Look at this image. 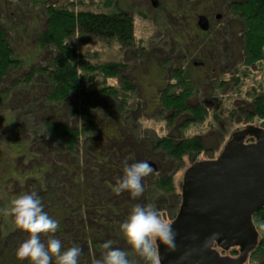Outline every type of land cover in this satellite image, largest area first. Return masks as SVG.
I'll list each match as a JSON object with an SVG mask.
<instances>
[{
	"label": "trees",
	"instance_id": "16d2710c",
	"mask_svg": "<svg viewBox=\"0 0 264 264\" xmlns=\"http://www.w3.org/2000/svg\"><path fill=\"white\" fill-rule=\"evenodd\" d=\"M186 2H177L185 12L190 10ZM201 2L228 4L229 11L240 17L242 66L264 60V0ZM188 21L187 31L175 35L167 28L161 31L172 45L166 53L179 51L182 64L173 67L164 59L151 76L138 80L135 72L136 78L127 80L120 76L125 64L100 63L70 41L73 36L112 40L130 51L135 43L132 16L118 0H100L95 8L74 1L0 0V264H29L15 255L28 234L2 211L16 195L29 191H36L43 210L59 221L51 235L63 247L81 248L79 264H93L103 252L99 245L108 239L136 264H145L123 239L119 224L137 203L154 204L161 216L171 212L172 220L181 197L169 167L182 165L185 156L190 164L195 162L206 149L205 139L195 134L178 140L168 132L147 137L134 133L127 119L161 116L169 129L182 118L185 125L205 119V105L192 104L196 94L190 63L197 60L193 63L199 69L197 77L207 79L208 65L221 61L215 62L206 48L212 44L210 28L201 32ZM109 79H116L119 86L110 85ZM145 84L153 92L147 97L135 90ZM253 95L247 109L238 108L244 110L245 123L256 119L264 129V93L253 90ZM138 160L156 165L142 180L144 192L137 198L127 191L113 193L111 186L122 176L124 164ZM252 221L259 241L249 258L264 264V207ZM41 239L46 242L47 237ZM237 254V249L230 250L231 256Z\"/></svg>",
	"mask_w": 264,
	"mask_h": 264
},
{
	"label": "rangeland",
	"instance_id": "374dc122",
	"mask_svg": "<svg viewBox=\"0 0 264 264\" xmlns=\"http://www.w3.org/2000/svg\"><path fill=\"white\" fill-rule=\"evenodd\" d=\"M48 1L51 3H61L62 1L69 3L70 1H74L80 7L95 8L98 6V1L100 0ZM83 1L86 3H83ZM155 1L157 4L156 8H153L151 0H118L119 7L129 11L133 21L135 43L128 52L119 48L112 40L73 36L70 41L74 42L82 51H87L89 55L100 63L119 62L125 64V69L120 74L121 78L125 77L127 80L129 77L136 78L134 73L138 72V80L141 77L145 79L155 73L156 64L164 59L172 63L173 67L182 64V54H179V51H171L170 55L166 53L167 50L170 51L169 48L172 45L168 42L170 39L169 35L163 32L161 37V31L170 29L173 35L182 30L187 31V26L190 25L188 20L201 31L197 27V18L199 15L206 16L209 21V30H211L208 38L212 39L211 46H206V48L210 50L209 54L214 57L215 62H221L218 65L214 63L208 65L210 68L207 79L203 78L201 73V77H197L195 72L199 69L195 68L193 64L199 63L197 60L190 63V73L195 82L196 94L192 104L205 105L207 109L205 119L200 123L185 125L182 118L175 122L173 128L170 129L167 122L161 116L152 119H142L138 122L134 121V116L131 115H127L131 116L129 120L126 119L129 122V126L136 129L134 133L138 134L140 132L141 135L147 137L162 136L167 132L177 139L178 137L181 139L184 136L189 137L195 134L201 135L205 139L206 149L194 158L196 161L214 159L218 156L233 131L241 129L246 125H259V121L256 119H251L245 123L244 110H239L238 106L248 108V103H250L251 98L254 96L253 90L264 93V60L250 67L242 66V59L240 57L242 23L238 15L229 11L228 4L215 2L213 5L202 6V0H187L185 5L189 4L190 10L185 12L184 7H181L180 3L177 4L178 0ZM240 1L243 0H231V3ZM179 10H182L183 13L179 12ZM188 13H191L192 16ZM216 15H220V18L216 19ZM139 46L144 48L142 52ZM217 68L221 71L218 72ZM160 69H163V67ZM227 69H231V71L229 72ZM219 73L220 75L217 77L216 75ZM148 79L150 80V78ZM209 80L210 82L206 83ZM224 80L225 82L221 83ZM131 81L133 85V80ZM107 82L115 87L119 86V82L116 79H109ZM170 82L173 83L174 79ZM165 83L166 81L162 84ZM151 89L152 87H148L145 84L142 89L135 90L136 92L142 91L144 96L147 97L150 93H153L150 91ZM139 97L141 96L139 95ZM190 162L191 159L185 156L184 166L183 164H174L173 168L172 166L169 167V170H171L169 173L178 191L180 190L183 173L190 165ZM158 167H161L160 164H158ZM162 218L171 221V212L162 215ZM223 254L231 256L230 250ZM255 259L249 258L245 264H256Z\"/></svg>",
	"mask_w": 264,
	"mask_h": 264
},
{
	"label": "water",
	"instance_id": "95a60500",
	"mask_svg": "<svg viewBox=\"0 0 264 264\" xmlns=\"http://www.w3.org/2000/svg\"><path fill=\"white\" fill-rule=\"evenodd\" d=\"M197 27L206 32L208 18L199 15ZM148 162L155 171V163ZM180 197L170 221L177 248L169 252L158 242L160 264H245L259 241L252 216L264 207V129H236L217 157L190 164ZM231 249L238 255L222 254Z\"/></svg>",
	"mask_w": 264,
	"mask_h": 264
},
{
	"label": "clouds",
	"instance_id": "9594fccd",
	"mask_svg": "<svg viewBox=\"0 0 264 264\" xmlns=\"http://www.w3.org/2000/svg\"><path fill=\"white\" fill-rule=\"evenodd\" d=\"M152 171L147 160L126 162L122 176L111 189L115 194L127 191L132 198H137L145 189L143 178ZM43 209L41 197L36 191H29L16 195L9 206L2 210L5 215L12 216L16 227L28 234L16 248L15 255L21 261H29V264H50L53 260L55 264H79L81 248L76 244L63 247L61 240L51 235L57 232L59 221ZM119 232L145 264H160L158 242L166 246L169 252L177 248V233L172 223L162 218L152 203L134 204L119 224ZM42 235L47 237L46 242L42 241ZM113 244L111 239L102 242L99 245L103 250L102 255L94 259L93 264H136L127 251L113 247Z\"/></svg>",
	"mask_w": 264,
	"mask_h": 264
}]
</instances>
